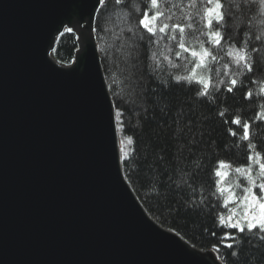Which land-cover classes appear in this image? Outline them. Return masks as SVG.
I'll list each match as a JSON object with an SVG mask.
<instances>
[{
  "label": "water",
  "instance_id": "obj_1",
  "mask_svg": "<svg viewBox=\"0 0 264 264\" xmlns=\"http://www.w3.org/2000/svg\"><path fill=\"white\" fill-rule=\"evenodd\" d=\"M93 3L0 0V264H221L155 221L118 163Z\"/></svg>",
  "mask_w": 264,
  "mask_h": 264
},
{
  "label": "snow or ice",
  "instance_id": "obj_2",
  "mask_svg": "<svg viewBox=\"0 0 264 264\" xmlns=\"http://www.w3.org/2000/svg\"><path fill=\"white\" fill-rule=\"evenodd\" d=\"M257 8L264 17V0H94L93 3V11H99L101 17L111 13L105 24L117 16L123 20L118 34L101 25L100 17L93 31L103 34L101 40L114 35L113 47L119 50L125 68H135L142 59L143 75L149 80L146 91H141L144 86L130 74V86L117 92L115 80L105 69L109 74L100 87L103 90L107 84L112 85L113 96L109 99L106 117L113 134L119 133L118 163L124 170L133 163L140 166L136 144L145 124L151 121L141 118L139 109L147 113L148 108L143 104L152 105L153 120L158 114L170 129L166 145H153L154 153L159 149L155 153V163L163 177L157 191L166 188L165 195L178 197L185 212L207 210L212 213L215 210L217 230L210 235L218 237L213 249L221 264H229V261L231 264H261L264 261V146L259 143L264 141V60L259 59L264 48V32L252 31L253 24L246 15ZM242 19L248 23H241ZM65 31L72 33L73 29ZM245 34L248 39L244 38ZM233 36H238L239 41H234ZM160 39L173 44L166 55L152 50ZM54 42L53 36L48 47ZM108 51L106 43L98 46L105 60ZM165 62L178 71L162 69ZM64 67L61 64L58 69ZM241 89L240 101L236 103L240 109L237 114L231 101ZM177 93L185 97L191 94L192 99L181 101ZM194 104L209 106L215 112L227 126L225 135L232 138V147L244 152L245 163L236 166L231 161L209 160L203 155L204 152L215 155L214 138L208 136L205 141L202 131L199 139L188 134L194 132L198 124L207 122L201 113H194ZM251 105H255V119L245 117L243 112L244 107ZM133 113L137 116L134 125ZM156 126L159 128L160 124ZM156 139L159 140V133ZM216 147L232 150L227 141ZM209 163L212 164L208 169L212 182L209 195L217 201L230 197L219 207L211 200L205 203L202 185L198 183L199 174ZM233 171L238 179L228 182ZM175 211L179 213L181 208ZM222 250L228 251L221 254Z\"/></svg>",
  "mask_w": 264,
  "mask_h": 264
},
{
  "label": "trees",
  "instance_id": "obj_3",
  "mask_svg": "<svg viewBox=\"0 0 264 264\" xmlns=\"http://www.w3.org/2000/svg\"><path fill=\"white\" fill-rule=\"evenodd\" d=\"M107 15L101 17V13L98 11L95 16V28L98 26V17H100L99 23L104 27H109L113 30L114 34L119 33L120 27L123 26V20L120 17H114L113 20L107 24L104 23L107 20ZM246 15L250 18L253 27L252 31L257 34L264 32V17L260 16L259 9L256 11L246 12ZM241 23H248V21L241 20ZM64 35H60L55 50L53 52V57L60 63L65 66H70L75 62V58L79 49V45L77 42V36L72 33L63 32ZM102 33L95 32L97 47H103L105 43L107 44L108 58L105 60L102 53L99 52L103 71L106 76L109 74L105 71L108 69L111 73L113 79L115 80V90L117 92L121 91L122 88H128L130 86L128 77L130 74H134V79L138 80L144 88L141 91H146L147 86L149 84V80L147 76L143 75L144 72V63L143 60L139 61L135 68L125 66L121 63V55L118 49L114 48L113 45L116 43L114 35L105 36L103 40L100 39ZM245 39H248V35L245 34ZM232 39L234 41H239L238 36H233ZM254 43V41H253ZM173 47L171 41H166L165 39H160V42L157 46L153 47V51L158 50L161 55L168 54V50ZM227 47V45H225ZM259 59L264 60V48L261 50V56ZM151 61H149L150 63ZM224 61H221L223 63ZM179 63V62H178ZM162 69H166L167 72H177V69H172L170 65L167 63H162ZM183 67V65H182ZM219 67V65H218ZM223 78V77H222ZM260 79L261 77H257ZM111 95L113 96L112 85L108 84ZM243 89L237 93L236 99L231 101V106L233 111L239 114L240 109L236 107V103L240 101V96L242 94ZM180 100L183 101L185 99L191 100L192 96L189 94L187 97L184 96L183 93H177ZM223 98V97H222ZM143 107L148 108V112L145 113L143 109H139V114L141 118H146L147 121H151V123H146L144 126V131L140 135L139 140H137V149L140 152V166L137 167V163H133L127 170H124L125 176L135 191L137 197L144 205L147 212L151 215V217L157 221L162 226L175 231L181 237H183L188 243H190L193 247L197 248L200 251L208 252L213 251V245L218 242V237H212L210 235L211 231L216 229V220L214 219L215 210L212 213H208L207 210L201 213L196 212H185L184 204L179 202V198L175 195H165L167 189H160L157 191V185L159 181L163 178L160 173L156 169V155L155 153L159 152V149H155V153L153 152V145L155 143H159L162 145H166L169 137L170 129L164 125L163 120L160 119L159 115L155 116V120H153V112L152 105L147 104L146 102L143 104ZM185 111H188L185 106ZM194 113H201L203 117H206L207 122L203 124H198L196 126V130L192 133H188L189 135H195L197 139L200 138L201 131L205 133L204 140L207 141L208 136H212L214 138V143L212 148L215 152V155H211L208 152H204L203 155L208 157L209 160L220 159L231 161L233 165L239 166L245 163L244 152L240 149H235L232 147V138L225 135L226 127L215 115V112L211 111L209 106H200L199 104H194ZM245 117L255 119V105L244 107L243 109ZM131 119L133 121V125L137 120V116L135 113L132 114ZM159 123L160 127L158 128L156 124ZM169 125H171V120H169ZM159 133V140L156 139V134ZM264 135V133H262ZM151 137V139H149ZM253 137H256L255 126H253ZM227 141L229 148L231 151H225L222 149H218L216 147L217 144H221ZM261 146H264V141L259 142ZM203 147V145H201ZM212 167V164L209 163L206 165L205 169L201 171L199 174L198 183L202 185V191L205 196V203L211 200L212 203H216L219 205L223 204L226 201V197L222 200L217 201L212 198L209 193L211 191L212 182L210 179V174L208 169ZM174 201H177L174 203ZM179 207L181 211L177 213L175 209ZM221 211H225L220 209ZM232 231H235L234 229ZM219 235V232H218ZM228 250H222L221 254H226ZM218 256V254L215 252ZM231 264V261H229ZM243 264V262H241ZM261 264H264V261H261Z\"/></svg>",
  "mask_w": 264,
  "mask_h": 264
},
{
  "label": "rangeland",
  "instance_id": "obj_4",
  "mask_svg": "<svg viewBox=\"0 0 264 264\" xmlns=\"http://www.w3.org/2000/svg\"><path fill=\"white\" fill-rule=\"evenodd\" d=\"M237 179H238V178H237V176L234 174V171H233L232 175L228 178V182H235ZM225 197H226V200H227V199H230V197H227V196H225ZM234 210H235V209H234Z\"/></svg>",
  "mask_w": 264,
  "mask_h": 264
}]
</instances>
